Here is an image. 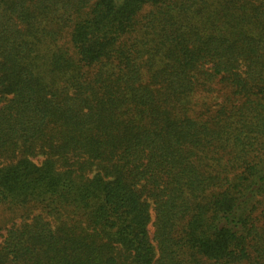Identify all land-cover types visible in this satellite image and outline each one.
<instances>
[{
	"label": "trees",
	"instance_id": "1",
	"mask_svg": "<svg viewBox=\"0 0 264 264\" xmlns=\"http://www.w3.org/2000/svg\"><path fill=\"white\" fill-rule=\"evenodd\" d=\"M0 264H264V0H0Z\"/></svg>",
	"mask_w": 264,
	"mask_h": 264
}]
</instances>
